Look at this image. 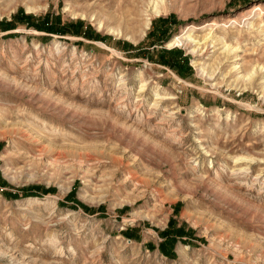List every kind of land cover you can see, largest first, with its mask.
Listing matches in <instances>:
<instances>
[{
  "label": "rangeland",
  "instance_id": "rangeland-1",
  "mask_svg": "<svg viewBox=\"0 0 264 264\" xmlns=\"http://www.w3.org/2000/svg\"><path fill=\"white\" fill-rule=\"evenodd\" d=\"M15 18L0 264H264V0H0Z\"/></svg>",
  "mask_w": 264,
  "mask_h": 264
},
{
  "label": "trees",
  "instance_id": "trees-1",
  "mask_svg": "<svg viewBox=\"0 0 264 264\" xmlns=\"http://www.w3.org/2000/svg\"><path fill=\"white\" fill-rule=\"evenodd\" d=\"M23 18L28 19L29 21L27 22L28 25H32L34 27H36L37 29L40 30H45L47 32H51V33H59V34H67V33H72V34H76V35H81V36H85L89 39H103L102 37H100L99 35H90L88 34V32L86 30H83L82 27V22H77L75 24L70 23L67 26H65V24L63 26H60L59 23L61 20H59L60 18L57 17V20L55 23H53L52 18L50 17V15H46L44 17H42L41 19H38L37 22H35L32 19V15H24ZM17 28V19L15 18L12 21H7V20H0V31H7L10 29H15ZM88 29V28H87ZM164 32H166L165 28L162 27L160 28V34H163ZM152 31H150L148 33V36H151ZM162 41V40H161ZM143 45L141 44L139 47L141 48ZM160 63L164 64L166 66H169L172 69H175L176 71L180 72L183 68H190L191 66L189 65L188 59L187 57H183V52L180 49H173V50H167L164 49L161 52V57H160ZM53 189H48L45 190L46 192H50ZM25 195H35L34 191H32V189H26L24 188L22 190ZM70 197V196H67ZM86 209H89L86 207Z\"/></svg>",
  "mask_w": 264,
  "mask_h": 264
}]
</instances>
